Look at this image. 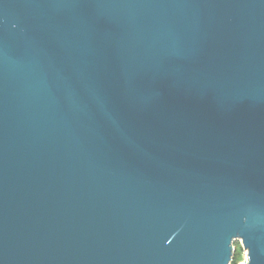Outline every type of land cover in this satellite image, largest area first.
<instances>
[{"label": "water", "instance_id": "obj_1", "mask_svg": "<svg viewBox=\"0 0 264 264\" xmlns=\"http://www.w3.org/2000/svg\"><path fill=\"white\" fill-rule=\"evenodd\" d=\"M264 264V0H0V264Z\"/></svg>", "mask_w": 264, "mask_h": 264}, {"label": "rangeland", "instance_id": "obj_2", "mask_svg": "<svg viewBox=\"0 0 264 264\" xmlns=\"http://www.w3.org/2000/svg\"><path fill=\"white\" fill-rule=\"evenodd\" d=\"M234 248H235L236 253H238V255L240 257L238 264H242L246 260V253L241 248L240 242H235Z\"/></svg>", "mask_w": 264, "mask_h": 264}, {"label": "trees", "instance_id": "obj_3", "mask_svg": "<svg viewBox=\"0 0 264 264\" xmlns=\"http://www.w3.org/2000/svg\"><path fill=\"white\" fill-rule=\"evenodd\" d=\"M239 259H240V257L238 255V253H236V251H234V255H233L231 264H238Z\"/></svg>", "mask_w": 264, "mask_h": 264}]
</instances>
